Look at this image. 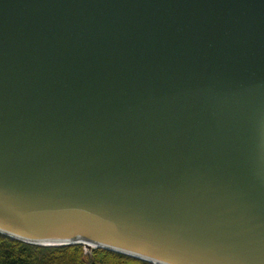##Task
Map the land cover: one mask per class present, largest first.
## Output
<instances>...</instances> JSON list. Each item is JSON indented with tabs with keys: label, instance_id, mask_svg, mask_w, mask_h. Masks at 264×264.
<instances>
[{
	"label": "water",
	"instance_id": "1",
	"mask_svg": "<svg viewBox=\"0 0 264 264\" xmlns=\"http://www.w3.org/2000/svg\"><path fill=\"white\" fill-rule=\"evenodd\" d=\"M0 234L264 264V0H0Z\"/></svg>",
	"mask_w": 264,
	"mask_h": 264
},
{
	"label": "trees",
	"instance_id": "2",
	"mask_svg": "<svg viewBox=\"0 0 264 264\" xmlns=\"http://www.w3.org/2000/svg\"><path fill=\"white\" fill-rule=\"evenodd\" d=\"M0 264H152L105 249L85 253L82 245L36 246L0 235Z\"/></svg>",
	"mask_w": 264,
	"mask_h": 264
},
{
	"label": "rangeland",
	"instance_id": "3",
	"mask_svg": "<svg viewBox=\"0 0 264 264\" xmlns=\"http://www.w3.org/2000/svg\"><path fill=\"white\" fill-rule=\"evenodd\" d=\"M99 249H101V248H99ZM90 251V250H89Z\"/></svg>",
	"mask_w": 264,
	"mask_h": 264
}]
</instances>
